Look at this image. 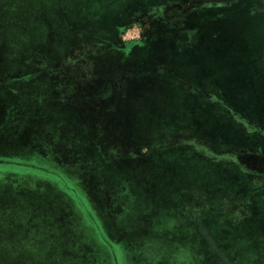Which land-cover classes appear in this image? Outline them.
Segmentation results:
<instances>
[{"label": "rangeland", "instance_id": "obj_1", "mask_svg": "<svg viewBox=\"0 0 264 264\" xmlns=\"http://www.w3.org/2000/svg\"><path fill=\"white\" fill-rule=\"evenodd\" d=\"M233 1L170 2L163 11L179 15L206 4L226 6ZM250 1L255 9L264 12V0ZM234 8L236 6L207 10L212 15H221L222 26L231 28L233 35L228 36L231 42L223 48L197 55L196 66L201 67H196L195 76L218 83L228 82L229 91L234 89L235 85L230 82L233 79L242 82L245 92L260 91L258 102L246 97L243 101L246 109L264 117V67L259 69L257 62L264 51V31L259 29L257 17L236 15ZM211 22L212 27L217 23L214 19ZM33 43L50 46L52 57L63 59L62 1L0 0V102L3 108L0 112V201L19 205L17 219L26 221L24 227H10L5 234L1 219L12 216L11 212L0 210V264L83 262L77 257H66L70 255L67 250L81 256L86 250L85 259L93 264H104L102 258L112 256L111 264L113 261L115 264H264L260 234L251 233L254 229L238 230L222 223L230 219V207H225L231 205L233 195L212 191L206 200V206H210L208 211L180 209L192 188L210 189V186L198 178L194 173L196 168L190 163H181L168 171L159 167L162 159L178 161L177 157L169 156L171 151L153 147L144 152V148L137 145L150 142L159 132L157 128L152 132L146 130L150 123H145V116L142 118L145 124L140 123L138 115L128 122L124 121V115L115 113L99 119L87 114L89 107L85 100H78L80 106L76 115L63 109V98L58 95L48 99L12 98L7 92L8 85L42 84L34 76L20 77L17 83L18 75L13 74L28 67ZM42 54L40 50L33 52L34 58H42ZM209 59L212 66L204 67L203 62L209 63ZM17 64L22 65L21 68ZM11 74L17 79L11 78ZM44 88L45 95H50L48 86ZM61 90L62 93L56 94L63 95ZM32 91L42 92L36 86ZM121 110L122 107L117 108ZM90 125L93 131L88 130ZM140 151L144 153L140 155ZM235 153L245 155L249 149ZM212 170L218 169L213 167ZM212 184L211 189L215 188L216 180L213 179ZM11 194L17 199H12ZM196 199L192 200L202 203ZM234 213L237 220L249 216L242 208ZM195 219L211 225V243L198 241L197 228L190 227L193 232H189L184 226L174 230L170 226L175 220L188 224ZM50 224L59 226L62 235L56 240L63 249L48 250L43 243L39 245L44 242V231L53 227ZM180 231L195 243L191 258L185 257L191 244L167 239L181 236ZM161 234L167 239L165 243L145 239ZM231 235L243 237V242H219L222 236ZM257 246L260 247L259 258L256 257ZM162 253L168 257L155 258Z\"/></svg>", "mask_w": 264, "mask_h": 264}, {"label": "crops", "instance_id": "obj_2", "mask_svg": "<svg viewBox=\"0 0 264 264\" xmlns=\"http://www.w3.org/2000/svg\"><path fill=\"white\" fill-rule=\"evenodd\" d=\"M61 1L63 59L53 58L49 53L50 50L53 51L50 46H35L33 43L31 52L43 51V57L34 58L32 52L31 58H28V67L13 74L18 75L17 83L20 77L34 76L42 84H7V92L11 93V97L48 99L58 95L63 98V109H68L71 114L76 115L80 106L78 100H85L88 102L86 107H89L87 114L99 119L115 113L124 115V121L128 122L132 116L138 115L141 124L146 121L150 123L146 130L152 132L157 128L159 132L150 142L137 145L143 147L144 152L153 147L164 148L166 152L171 151V158H178L176 162L162 159L159 167L168 171L177 168L181 163H190L196 168L194 173L198 178L210 186V189L192 188L190 197L181 202L180 209L208 211L210 206H206V200L212 191L225 196L233 195L231 205L225 207H230V219H224L222 223L238 230L245 227L248 231L254 229L251 233L260 234L259 244L264 245V117L249 108L246 109L243 101L246 97L258 102L260 91L245 92L242 82L235 79L230 81L235 86L229 91L226 89L228 82L218 83L206 77L195 76L196 67H201L196 66L197 55L213 48H223L231 42L228 36L233 35L231 28L222 26L221 15H212L207 11L209 8L213 10L212 8L236 6L233 13L257 17L259 29L263 31L264 12L250 5V0H235L226 6L210 3L179 15L165 13L163 8L170 2L179 3L186 0ZM212 19L217 22L214 27L211 26ZM134 22H144L147 25L144 37L136 42L124 41L121 37L122 30ZM25 58L22 59L23 62ZM257 62L259 69L263 70L264 51ZM203 65L212 66L210 59L209 63L205 61ZM16 66L21 68L22 65ZM13 74L10 75L11 78L17 79ZM46 85L50 95H45ZM35 86L42 92H33ZM61 89L63 95L56 94L62 93ZM30 91L33 93L28 94ZM1 103L0 112L3 109ZM119 107H122L120 112L117 111ZM92 129L90 125L88 130L93 131ZM77 134L81 136L80 133ZM242 149H249V153H235ZM142 153L140 151V155ZM235 156L239 157L234 158ZM235 161L244 168L240 167V164L235 165ZM213 167L218 170L210 171ZM213 179L216 184L215 188L211 189ZM10 197L17 199L15 194ZM193 198L201 200L202 203L193 201ZM241 208L247 210L249 216L237 220V214L234 212L240 211ZM0 210L9 211L12 216L1 219L5 234L8 232L6 229L10 227H24L26 221H19L16 215L20 212L19 205L0 201ZM170 223L173 230L184 226L189 232H193L190 227L197 228V235L200 236L198 241L211 243V225L206 222L199 223L195 219L188 221V224L186 221L179 223L178 220ZM29 226L31 225L27 228ZM49 226L53 227L46 228L43 233L44 242L39 241V245L43 243L44 248L48 250L63 249L56 240L62 235L59 233V226ZM180 232L181 236L174 235L175 238L167 239L179 244H191V249L185 256L191 258L195 243L189 236ZM164 237L161 234L157 238L147 236L145 239L160 244L167 240ZM219 242L237 244L243 242V237L222 236ZM256 249L259 253L260 247L257 246ZM67 251L70 255L66 254V257H77L83 261L74 264L94 263L85 259L88 253L86 250L82 256L75 251ZM262 251L264 256V246ZM260 256L261 253L256 257ZM163 257L168 255L157 254L155 258ZM112 258L104 257L102 261L104 264H111Z\"/></svg>", "mask_w": 264, "mask_h": 264}, {"label": "built area", "instance_id": "obj_3", "mask_svg": "<svg viewBox=\"0 0 264 264\" xmlns=\"http://www.w3.org/2000/svg\"><path fill=\"white\" fill-rule=\"evenodd\" d=\"M144 30V26L138 22L131 23L122 30L121 37L127 42L138 41L141 38Z\"/></svg>", "mask_w": 264, "mask_h": 264}, {"label": "flooded vegetation", "instance_id": "obj_4", "mask_svg": "<svg viewBox=\"0 0 264 264\" xmlns=\"http://www.w3.org/2000/svg\"><path fill=\"white\" fill-rule=\"evenodd\" d=\"M135 23V22H134ZM137 23V22H136ZM139 24H141V25H143L144 26V28H145V30L143 31V33H142V36H141V38L140 39H142L143 37H144V35H145V33H146V31H147V25L144 23V22H138ZM139 39V40H140ZM133 42H136V41H133ZM239 157V156H238Z\"/></svg>", "mask_w": 264, "mask_h": 264}]
</instances>
